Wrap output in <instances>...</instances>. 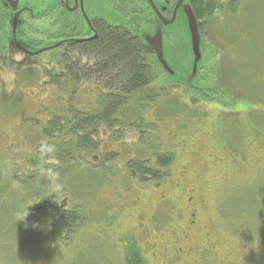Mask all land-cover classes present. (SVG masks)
Masks as SVG:
<instances>
[{
    "label": "rangeland",
    "instance_id": "374dc122",
    "mask_svg": "<svg viewBox=\"0 0 264 264\" xmlns=\"http://www.w3.org/2000/svg\"><path fill=\"white\" fill-rule=\"evenodd\" d=\"M60 2L47 0L39 11L36 0H20L18 7L26 5L35 17L22 15L18 42L38 50L56 40L60 16L58 22L45 10ZM247 2L236 15L206 18L194 82L200 91L172 82L151 54L154 83L145 90L160 99L142 108V122L132 128L100 127L92 140L97 149L78 153L74 161L68 160L74 146L69 127L50 140L42 129L53 117L68 116L72 107L92 111L103 84L69 80L59 87L48 85L43 73L60 74L66 56L58 50L25 58L9 51L13 17L0 7V264H126V252H139L145 264H161L175 247V230L191 211L189 197L198 221L245 251L258 250L250 264H264V0ZM102 10H108L104 16L110 22L116 21L110 6ZM181 17L167 43L164 27L159 30L166 61L180 75L181 68L190 71L192 59ZM68 57L71 62L79 58ZM86 62L81 58L80 65ZM168 151L174 160L165 179L140 182L143 167L135 174L127 169L130 160L148 161L157 169L155 157ZM111 152L115 161H103ZM45 158L58 165L53 169L67 167L61 184L48 176ZM15 176L25 183H17ZM52 193H60L58 203L76 207L84 219L68 238L34 210L36 195ZM153 252L159 260L153 261Z\"/></svg>",
    "mask_w": 264,
    "mask_h": 264
},
{
    "label": "trees",
    "instance_id": "16d2710c",
    "mask_svg": "<svg viewBox=\"0 0 264 264\" xmlns=\"http://www.w3.org/2000/svg\"><path fill=\"white\" fill-rule=\"evenodd\" d=\"M204 6L206 5H198L202 11L205 10ZM209 16L211 15L207 17ZM195 17L199 19L203 16L200 17L195 12ZM9 51L13 53L15 50L11 47ZM70 54L79 56L77 62L68 61ZM151 54V50L141 41L138 34L108 26L99 29L97 39L71 47L64 55L66 59L64 58V66L60 74L54 76L48 72L43 73L44 78L48 80V85L59 87L69 80L76 85L82 82L100 81L103 84L104 92H101L99 96L97 95L99 99L97 107L93 108L92 111L81 112L71 108L70 105L71 109L65 114L68 116L57 115L53 117L42 129V135L50 140L53 138L54 132L66 130L69 127L67 129L68 140H73L74 146H72L73 157L69 156L68 160L74 161V159L77 160L76 155L78 153L97 149L98 143L92 140L97 136L100 127H105L111 131L120 126L132 128L136 123L142 122L141 118H138L139 114H143L142 108L153 105L160 99V95L153 93L147 95L148 92L145 90L154 83L152 63L148 64ZM83 57H87L88 61L86 64L80 65V60ZM174 65L176 67V64ZM26 66H30V64ZM180 71L185 72L182 68ZM143 95L145 96L143 97ZM60 145L64 148L67 143L59 144V147ZM53 147L55 146L53 145ZM114 158L115 154L111 152L105 155L103 161L113 162L115 161ZM57 159L58 155L56 154L55 160ZM50 160L52 159H44L47 164L45 167L51 170L58 165H51ZM173 160L174 155L171 151L155 157L154 162L157 169L166 170L165 173H160L157 169L149 167L148 161L130 160L127 162V169L130 173L135 174L136 168L142 166L143 169L138 175V181H159L169 177L170 173L167 168L170 167ZM59 166L63 168L62 163ZM33 167L37 171L39 170L37 169L38 166L34 165ZM50 170L48 176H55L58 184H61L67 174V167L65 166L61 170L53 169L51 172ZM14 179L17 183H25L21 177L15 176ZM58 194L36 195V200L39 203L34 210L38 211L39 215L46 219L58 233L63 234L64 238H68L83 224L84 219L76 207L63 208L57 201ZM138 254L140 255L139 252ZM138 254L132 255L126 252V264H145L143 257H139Z\"/></svg>",
    "mask_w": 264,
    "mask_h": 264
},
{
    "label": "flooded vegetation",
    "instance_id": "af4514ba",
    "mask_svg": "<svg viewBox=\"0 0 264 264\" xmlns=\"http://www.w3.org/2000/svg\"><path fill=\"white\" fill-rule=\"evenodd\" d=\"M179 1L61 0L60 4H56L50 10L56 15L58 22L60 16L59 25H56L60 26L56 31L58 38L53 43L72 39H85L86 41L77 44H64L45 53L53 52L55 54L59 50L62 51L61 56H64L66 51L71 49V47L83 45L91 42L93 39H97L99 29L104 26L122 28L127 32L139 35L142 30L148 32L152 31L156 24L162 25L167 43L170 29L175 25L178 15L181 12L183 14L184 8L187 5L190 6L194 14L196 12L198 16H203L197 19L198 29L202 38V28L206 18H212L220 14L236 15L239 13V7H244V5L247 7L249 3H245L246 0H183L181 7L176 10ZM46 2L47 0H36L39 11L45 9ZM201 4L206 5L203 11L198 7ZM109 6L112 9L111 11L115 13V22H110L104 16V13L108 10H102V8ZM208 15L211 16L207 17ZM172 18H174V22L167 24ZM11 47L13 50L18 51V53L25 55V58L33 57L24 54L10 41L8 50ZM44 47L47 46L44 45ZM83 58L88 61L87 57ZM261 61L263 65L262 78L264 81V58ZM240 103L241 100L237 106H240ZM261 144L264 147V142ZM191 200L192 198L190 197L187 199L188 208L191 210L190 213L188 216H184L180 229L175 230V247L169 253L164 254L162 252L164 260L161 261V264L162 262L163 264H250L252 255L256 254L258 250L255 253H252L249 249L245 251L242 248V244L236 246L238 243H233L231 239H224L222 234L212 225L198 221L196 208L191 203ZM151 254L153 255V261L159 260L156 253L153 252Z\"/></svg>",
    "mask_w": 264,
    "mask_h": 264
},
{
    "label": "water",
    "instance_id": "95a60500",
    "mask_svg": "<svg viewBox=\"0 0 264 264\" xmlns=\"http://www.w3.org/2000/svg\"><path fill=\"white\" fill-rule=\"evenodd\" d=\"M183 0H180L178 3V6L176 7V10L181 7ZM19 0H0V6L4 8L7 11H12L14 12L13 14V20H12V40L14 44L20 48L24 53L30 54L33 56L39 55L44 51L51 50L52 48L58 47L63 43H56L54 45H49L48 48L45 49H38V50H33V51H28L26 49H23L18 40H17V27H18V22L21 19L22 15L25 13H29L31 17H35L34 12L31 13L28 7L26 5L23 8L18 7ZM27 4V3H26ZM181 10V9H180ZM46 12L50 11L49 9L45 10ZM182 11V10H181ZM182 13V12H181ZM182 20L181 23L187 33V36L189 38V43H190V50H191V68L190 71L187 73H182L181 75L178 74V72L173 68V66L168 64L167 57L165 56V50L163 46V35L162 32H160V26H155V31L152 35H148L147 32L142 33L140 36L141 41L151 49V51L154 53L157 63L159 67L162 69V71L167 75V77L174 83L177 84H182L186 88L191 89L194 92L200 91L199 88H197L194 85V82L199 74V68H200V63L202 60V48H201V38L197 26V20L196 17L190 8L189 5H187L184 8V12L182 14ZM174 21V18L171 19L170 22H167V24H170ZM158 29V30H157ZM83 40H69L66 41L67 44H74L77 42H81ZM170 61V60H169ZM204 96L206 94L204 93Z\"/></svg>",
    "mask_w": 264,
    "mask_h": 264
}]
</instances>
